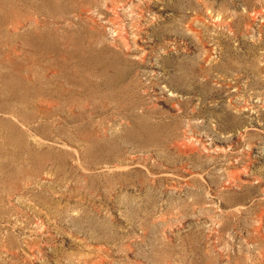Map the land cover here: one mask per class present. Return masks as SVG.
Masks as SVG:
<instances>
[{
	"label": "rangeland",
	"instance_id": "obj_1",
	"mask_svg": "<svg viewBox=\"0 0 264 264\" xmlns=\"http://www.w3.org/2000/svg\"><path fill=\"white\" fill-rule=\"evenodd\" d=\"M0 264H264V0H0Z\"/></svg>",
	"mask_w": 264,
	"mask_h": 264
}]
</instances>
